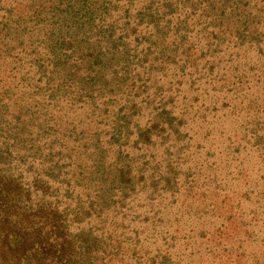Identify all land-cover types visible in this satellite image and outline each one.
<instances>
[{"label": "trees", "instance_id": "obj_1", "mask_svg": "<svg viewBox=\"0 0 264 264\" xmlns=\"http://www.w3.org/2000/svg\"><path fill=\"white\" fill-rule=\"evenodd\" d=\"M0 45V57L20 62L0 87V264H122L133 252L143 264L182 263L166 249L151 250L144 235L153 228L159 237L174 236L171 225L157 226L172 222L163 211L192 185V167L180 160L193 156L168 164L166 174L146 159L136 177L129 164L118 163L131 135L141 148L169 129L174 143L167 155L180 156L194 143L212 146L189 133L182 115L194 112L189 101L181 113L172 95L171 104H154L158 91L178 92L183 80L212 85V100L230 107L241 137L219 141L226 155L238 157L251 145L264 160V82L253 80L250 91L248 75L264 71V0H25L22 10L4 11ZM229 91L225 101L221 95ZM147 110L153 115L142 125ZM204 114L205 139L212 121ZM247 184H237L236 198L249 195ZM234 206L223 207L229 212L212 226L218 234L201 235L215 237L216 261L233 263L248 245L254 262L247 263L264 264L258 232L232 224L227 244L220 240ZM184 218L183 210L176 225Z\"/></svg>", "mask_w": 264, "mask_h": 264}, {"label": "rangeland", "instance_id": "obj_2", "mask_svg": "<svg viewBox=\"0 0 264 264\" xmlns=\"http://www.w3.org/2000/svg\"><path fill=\"white\" fill-rule=\"evenodd\" d=\"M24 4L25 0H0V19L6 9H9L12 6L15 7L16 12L22 10L24 8ZM12 53V55H15L16 52ZM19 63L20 62H16L14 56L13 58L8 57L5 59L0 57V87L11 81L13 76H10L9 74L12 67L18 66ZM21 63L26 65L24 64V61H21ZM248 73L250 80L249 85L252 87L250 91L256 90V87L253 86V80L258 78L264 82V71L263 69L252 72L249 70ZM185 81L186 80H183L182 84L177 86L181 89L178 92L172 91L171 93H168L158 91V93H162L157 95L158 100H156L154 104L159 106L160 104H158V101L162 99L164 101L161 104L167 102L166 104L169 105L171 103L168 102V98L172 95L175 97L172 104L174 107L176 106L179 113H181V109L185 106L186 102L189 101L191 105H194V112H187L185 115L182 113V115L186 117L188 127L191 128L189 133L193 136L195 132L194 137L196 136V138L203 141L202 143H205L204 141H206L212 146L199 149L194 143L190 149L183 150V153L180 154V156L167 155L165 154V147L174 143V136L173 134H168L170 131L168 129V131L163 133V137L162 135L157 136L156 134L153 136V144H149L148 146H143L141 148H139V146L133 147V135H131L128 143L123 145L120 149V156L122 159L118 164H129V168H131V175L135 177L138 172L136 171L137 167L141 166L142 162L146 159L148 160L150 167L154 164H158L160 167V173L166 174V166L168 164L176 165L181 158L188 159V156H193L190 162L191 164L187 160H184L183 162L180 160V163H182L181 165H189L192 167L193 174L188 178L189 184L192 185L188 186V184H186L185 188L182 189L180 193L177 192L178 200L176 199L177 201L172 207L163 211L162 216L169 217L172 222L165 223L164 221L161 225L158 222L159 225L157 226L162 228V224H164L163 229H167L171 225L172 228L168 229V233H173L174 236L172 239H169L168 236H164V234L159 237V233L154 232L155 230L153 228L150 230L145 229L147 230L144 235L147 237L145 239V244L150 245V249L153 251L156 250V247L166 249L165 251L168 255H171L172 259L179 256L182 258V263L180 262L181 264H188L187 262L191 259L192 262L190 264H250L247 263L249 260L253 263L254 261H252V258H249L247 255V252L253 248L248 245L245 246L246 252H244L240 257L238 256L236 261H233V263H229L228 260L222 262L216 261L217 255L214 254V246L216 244L215 237L210 234H206L207 237L202 236L201 234L205 235L208 231L214 233L217 232L218 234L220 230H217L218 228L212 226H214L215 223L220 224L223 219V215H226L229 212L224 210L223 207H227L228 204L235 202V206L237 207H232L234 216H231V219L226 221V225L231 226L230 230H228L229 234L223 231L222 239H218H220L222 243L227 244L226 237L231 235V229L234 225L235 228L247 229L248 231L255 233L258 232L259 236L263 238V241L261 242L264 243V180L260 177L262 173L261 169L264 167L262 165L264 160L259 157L260 153H256L252 149L251 145L243 147L241 149V155L238 157L236 153L233 158H231L230 155H226V152H229V150L227 149V146L224 150L222 147L223 144H219V141L224 140L227 135L231 137H235L236 135L235 141H238L241 137L237 127L238 123H235L230 119V107L224 106V102L221 99L216 101L212 100L213 96H216V92L213 90L212 85L207 86L206 84H202L198 86V84H195L189 87L188 84H185ZM262 81L260 84H262ZM24 84L25 82L20 83L16 90H19V88ZM247 85L248 84L243 85V88ZM232 93L233 92L231 91L225 92L221 95V98L227 101L229 97H232ZM196 96L197 99L194 100V97ZM224 96L226 98H224ZM201 105L203 109L200 108ZM188 110H191V108H188ZM195 110H197V112H195ZM150 112L151 110H147L143 113L142 118L140 119V123L142 125L148 123L154 114V109L153 114ZM248 112H251V110ZM201 113H206L203 118L212 121V123L207 125L209 130L206 133L207 135L205 139L203 138L204 136L199 134V132L203 133L205 131L203 123H201L202 119L199 118ZM239 115L240 116L237 120L238 122L242 117H246V110L241 111ZM198 123H201L202 128H197ZM166 135H170L169 138H164ZM193 141L194 139L191 140V142ZM227 143L229 144V142ZM206 150L209 154L205 156ZM141 155L144 157H141ZM138 156L139 159L137 158ZM131 157L134 159L132 160ZM184 166H182L181 169H184ZM218 166L222 168L224 167V169H221ZM238 172L242 173L238 175ZM181 178H183L182 175ZM246 183H248L247 185H250L251 188L246 193L249 195L244 197L238 196V198H236L237 195H239L238 191H236L238 190L236 188L237 184L244 185ZM252 187L255 189L253 192H251ZM220 191L222 193L218 194ZM170 199H166L163 204L168 203ZM222 199L225 200L222 201ZM201 209L203 211H207V213L202 212ZM183 210L185 218L184 220H181L179 225H176L174 219L180 218ZM218 212L219 214H217ZM151 234H153V237L150 236ZM235 235L236 233H233V236ZM251 242V245H254L257 241L255 240ZM258 242H260V240ZM125 245L129 246V244ZM261 248L264 251V245H261ZM200 249H202L204 253L201 251L199 252ZM196 251H198V253H196ZM130 254L131 253L128 252V256ZM139 254L141 255L143 252H140ZM133 255L134 257L130 255L129 258H132L126 260L122 264L128 261L132 264H143L145 259H138L136 257L138 254L136 255L134 252ZM199 255L202 256L198 257ZM204 255H207L209 259H205ZM156 264H159L158 259Z\"/></svg>", "mask_w": 264, "mask_h": 264}]
</instances>
